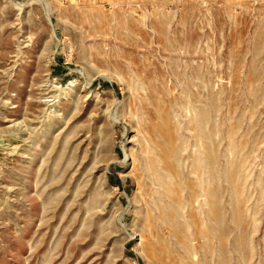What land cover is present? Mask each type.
<instances>
[{
  "label": "rangeland",
  "instance_id": "rangeland-1",
  "mask_svg": "<svg viewBox=\"0 0 264 264\" xmlns=\"http://www.w3.org/2000/svg\"><path fill=\"white\" fill-rule=\"evenodd\" d=\"M0 264H264V0H0Z\"/></svg>",
  "mask_w": 264,
  "mask_h": 264
}]
</instances>
